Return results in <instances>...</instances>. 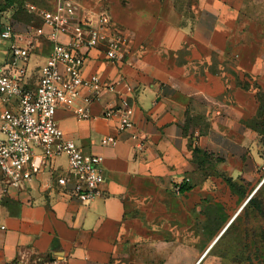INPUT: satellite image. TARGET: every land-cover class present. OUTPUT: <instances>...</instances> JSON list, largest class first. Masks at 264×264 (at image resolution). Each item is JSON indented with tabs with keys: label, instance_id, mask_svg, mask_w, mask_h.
Here are the masks:
<instances>
[{
	"label": "crops",
	"instance_id": "obj_1",
	"mask_svg": "<svg viewBox=\"0 0 264 264\" xmlns=\"http://www.w3.org/2000/svg\"><path fill=\"white\" fill-rule=\"evenodd\" d=\"M74 1L94 21L108 10L129 34L121 61L94 49L84 71L119 81L136 127L120 132L104 117L116 93L94 102L89 119L58 109L66 137L104 157L103 194L82 202L58 183L67 156L46 161L36 148L33 179L7 193L0 186V264H246L247 235L256 237L250 196L264 183V24L250 11L260 0ZM58 2L24 0L4 24L25 33L34 21L22 13L37 18L28 4ZM50 49L43 42L32 54L31 86ZM17 105L0 100V113ZM109 135L116 145L102 144Z\"/></svg>",
	"mask_w": 264,
	"mask_h": 264
},
{
	"label": "built area",
	"instance_id": "obj_2",
	"mask_svg": "<svg viewBox=\"0 0 264 264\" xmlns=\"http://www.w3.org/2000/svg\"><path fill=\"white\" fill-rule=\"evenodd\" d=\"M27 8L41 19L40 25L27 24L22 33L11 20L1 32L2 38L10 40V60L0 69V100L7 104L18 102L15 108L6 107L0 113L1 190L7 193L33 179L35 149L40 147L46 161L67 156L68 175L59 177L58 183L72 184L75 195L89 203L103 194L104 157L84 152L75 140L66 137L56 114L60 107H68L73 108L79 120L89 119L94 102L101 100L104 93H116V103L105 108L103 115L117 119L120 132H134L135 103L129 94L117 91L119 81L105 82L99 74L86 75L84 71L94 49L103 51L111 62L121 61L129 34L108 10H101L94 21L81 14V6L74 0H59L53 10L33 4ZM43 42L51 43V49L38 70L35 85L31 86L27 81L30 59ZM118 141V137L109 135L102 139V144L116 145ZM144 144L140 142L141 147ZM189 182L188 177L177 181L175 191L182 192Z\"/></svg>",
	"mask_w": 264,
	"mask_h": 264
},
{
	"label": "trees",
	"instance_id": "obj_3",
	"mask_svg": "<svg viewBox=\"0 0 264 264\" xmlns=\"http://www.w3.org/2000/svg\"><path fill=\"white\" fill-rule=\"evenodd\" d=\"M23 1L24 0H0V36L4 26V20H3L4 13L12 8L13 9L16 8L17 6L18 9L15 10L17 13H19ZM249 204L254 207L257 214V219L261 220L262 218H264V183L258 189V191L251 197ZM259 216H261V219L259 218ZM251 230L255 232L256 237L253 239H249V234H248L246 238V247L248 249V247L250 248V246L252 245L254 250L258 253L259 258L262 260V264H264V222L256 225ZM249 231L250 230L247 229L248 233ZM239 241L243 242L242 239L241 240L239 239Z\"/></svg>",
	"mask_w": 264,
	"mask_h": 264
},
{
	"label": "rangeland",
	"instance_id": "obj_4",
	"mask_svg": "<svg viewBox=\"0 0 264 264\" xmlns=\"http://www.w3.org/2000/svg\"><path fill=\"white\" fill-rule=\"evenodd\" d=\"M43 1V0H37ZM49 5V4H48ZM250 11L252 13V19L264 24V0H260L257 3L250 5ZM21 18L25 19L27 22H33L40 24V20L38 18H33L26 12H23ZM9 49H10V40L4 39L0 36V69L6 65V59L9 57ZM33 61V58H32ZM37 78V74H34L32 77V81H35ZM264 222V218L261 220L257 219L253 225H258ZM241 251H243L241 249ZM247 254L241 253L240 259H247L246 264H262V260L259 258L258 253L254 250V248H249L246 250ZM242 264V263H241Z\"/></svg>",
	"mask_w": 264,
	"mask_h": 264
},
{
	"label": "water",
	"instance_id": "obj_5",
	"mask_svg": "<svg viewBox=\"0 0 264 264\" xmlns=\"http://www.w3.org/2000/svg\"><path fill=\"white\" fill-rule=\"evenodd\" d=\"M263 182H264V181H263ZM258 188H259V187H258ZM258 188H257L256 190H258ZM255 192H256V191H255ZM255 192H254V193H255ZM254 193H253L252 195H254ZM252 195L250 196V198L252 197Z\"/></svg>",
	"mask_w": 264,
	"mask_h": 264
}]
</instances>
